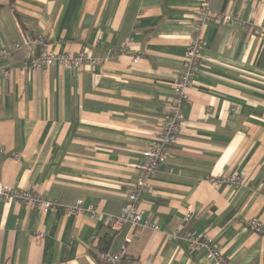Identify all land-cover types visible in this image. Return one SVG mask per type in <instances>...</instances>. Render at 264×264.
I'll use <instances>...</instances> for the list:
<instances>
[{
	"label": "crops",
	"instance_id": "crops-1",
	"mask_svg": "<svg viewBox=\"0 0 264 264\" xmlns=\"http://www.w3.org/2000/svg\"><path fill=\"white\" fill-rule=\"evenodd\" d=\"M200 0H0V48L41 36L56 52L85 50L100 66L26 70L36 52L0 60V184L60 203L46 212L0 198V264H210L170 237H208L228 264H264V2L212 0L243 24L207 21L202 62L182 108L181 130L142 195L157 230H113L91 209L117 214L167 109ZM253 22V24H249ZM245 23V24H244ZM127 46L140 55L112 51ZM245 173V183L210 178ZM80 199L81 210L63 206ZM42 231L41 240L34 231Z\"/></svg>",
	"mask_w": 264,
	"mask_h": 264
},
{
	"label": "built area",
	"instance_id": "built-area-1",
	"mask_svg": "<svg viewBox=\"0 0 264 264\" xmlns=\"http://www.w3.org/2000/svg\"><path fill=\"white\" fill-rule=\"evenodd\" d=\"M258 1L264 2V0ZM211 3L212 0H200L193 20L192 32L183 55L182 67L179 69L171 86V97L167 109L162 115L159 130L155 134L151 146L142 152L143 161L135 166L136 178L126 193L125 204L117 214L107 213L98 208L90 210L93 217L102 219L113 230L119 229L124 224H129L137 229L157 230L156 223L143 215L140 208V201L142 195L149 189L151 177L164 163L170 146L176 143L178 134L180 133L183 120L182 108L188 101V90L192 86L194 77L202 62V33L204 25L207 21L243 24L237 16L216 11L212 8ZM249 24H253V22ZM258 28L264 47V21ZM22 47H26L30 51L34 47L38 48L31 56L25 58L23 67L26 70L46 68L55 64L70 69H94L104 61V59L94 57L85 50L63 52L49 50L45 39L41 36L26 38L22 42L14 41L10 45L1 47L0 60L12 53L18 52ZM112 53L118 55L128 54L133 63L138 62L140 59V55L132 53L127 46L120 47L112 51ZM0 75L7 76L8 71L5 70ZM210 180L216 184L228 182L243 185L245 183V173L241 171L231 175L214 176ZM1 197L23 202L30 208H38L43 212L60 205L58 200L47 199L37 191L31 189H14L2 184H0ZM81 203L82 201L78 199L74 205H66L63 208L67 213H76L81 210ZM192 215V211L188 209L183 216L182 225L170 233V237L184 239L191 248L203 250L210 264H228L222 252L216 248L210 238L195 237L184 232V226L191 220ZM247 224L256 232L261 233L264 230L262 223L255 218L249 219ZM43 236L42 231H34V237L37 240H41ZM128 241L129 238L126 239L125 244L121 246L118 253H112L108 249H101L98 251V256L105 264H120L126 253V243ZM132 264L144 263L133 261Z\"/></svg>",
	"mask_w": 264,
	"mask_h": 264
}]
</instances>
